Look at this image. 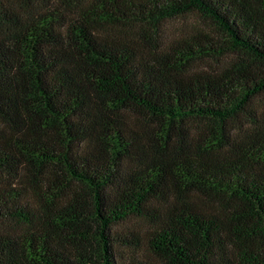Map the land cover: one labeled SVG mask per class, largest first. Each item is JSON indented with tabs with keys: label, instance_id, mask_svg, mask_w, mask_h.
<instances>
[{
	"label": "trees",
	"instance_id": "trees-1",
	"mask_svg": "<svg viewBox=\"0 0 264 264\" xmlns=\"http://www.w3.org/2000/svg\"><path fill=\"white\" fill-rule=\"evenodd\" d=\"M262 98L264 0H0V264H264Z\"/></svg>",
	"mask_w": 264,
	"mask_h": 264
},
{
	"label": "rangeland",
	"instance_id": "rangeland-1",
	"mask_svg": "<svg viewBox=\"0 0 264 264\" xmlns=\"http://www.w3.org/2000/svg\"><path fill=\"white\" fill-rule=\"evenodd\" d=\"M199 31H204L207 33H212V27L209 23L202 20L197 15H188L186 17H181L178 19L170 20L165 24V40L166 41H172L178 37L186 36L189 34H194ZM232 59V57H229L225 59L223 62L228 61ZM204 67H207L209 69H215L216 64L215 62H206L201 64ZM260 107L264 108V98L260 99ZM124 234H126L128 237L132 239V236L134 235L137 237V239L133 238L136 242L141 243V248L137 250L134 249H128L123 247H118L117 251L119 254H122L125 259V264H130L131 262L134 263H147V264H159V260L154 257L153 255L148 253V250L145 246L146 241V232L150 228V223L143 220H131L129 222H126L122 226ZM130 230H129V229Z\"/></svg>",
	"mask_w": 264,
	"mask_h": 264
}]
</instances>
